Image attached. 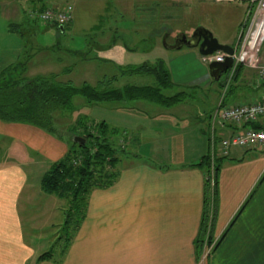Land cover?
Returning <instances> with one entry per match:
<instances>
[{
	"label": "crops",
	"instance_id": "1",
	"mask_svg": "<svg viewBox=\"0 0 264 264\" xmlns=\"http://www.w3.org/2000/svg\"><path fill=\"white\" fill-rule=\"evenodd\" d=\"M14 1L23 3L27 19L33 17L31 13L62 10L70 5L73 7L71 28L77 9H88L93 3L101 4L102 9H108L112 3H118L122 9L160 2L186 4V9L208 2L223 5L215 0ZM227 5L231 9L227 19L233 29L247 26L249 7ZM11 29L8 31L13 36ZM96 29L98 26L89 32ZM86 33L83 30L80 34ZM219 42L234 48L235 39L227 35ZM141 43L145 45L138 51L110 38L99 50L106 62L120 59L123 66L163 60L173 81L166 95L187 92L189 98L169 109L146 100L128 99L88 108L100 109V121L120 130L124 144L138 140V153L131 154L132 160L119 170L113 185L91 192L86 217L62 259L60 253H54L53 258L38 261L49 251L41 253L38 245L43 240L35 239L34 233L29 235L26 226L33 225L35 232L38 221L26 219L24 210L29 203L43 200L47 195L41 189V180L39 184L34 180L42 178L54 163L67 155L69 143L31 125L0 121V264H201L207 260L208 264H264V148H233L227 158L234 163H223L218 175L212 249L216 242L221 240V243L211 255H207L206 248L204 256L209 257L200 263L195 245L205 211V174L201 168L194 167L209 154L207 132L219 105L262 103L264 83L256 71L245 67L232 77L231 73L212 76L209 65L205 66L195 48L174 49L165 40L162 45L157 37L149 34L141 38ZM69 48L70 55L76 54L84 64L89 61L83 59L86 50L80 44ZM39 49L47 54L53 48ZM8 56L14 54L8 43L1 41L0 65ZM259 60L264 65V45ZM9 62L5 60L4 64ZM9 64L6 68L17 63ZM115 72L116 77L107 76L102 81L110 88L155 84L151 79L147 80L149 83L127 85L124 81L127 76H122L116 67ZM195 95L213 97L215 105L207 113L199 104L191 102ZM232 131L227 128L224 134L228 136ZM246 157V161H240ZM34 170L40 172L35 178Z\"/></svg>",
	"mask_w": 264,
	"mask_h": 264
},
{
	"label": "trees",
	"instance_id": "2",
	"mask_svg": "<svg viewBox=\"0 0 264 264\" xmlns=\"http://www.w3.org/2000/svg\"><path fill=\"white\" fill-rule=\"evenodd\" d=\"M54 27L61 32L58 28L60 26ZM63 27L65 33L67 26ZM242 68L239 66L237 73ZM120 72L122 76L151 77L155 84L115 89L101 82L96 86L84 83L77 87L72 83L59 81L57 74L30 77L27 75L26 63L13 64L0 72V121L31 125L69 143L67 155L54 163L41 181V189L45 194L56 196L68 207V216L64 224L65 237L58 239L65 240L60 259L65 257L86 217L91 192L95 188H105L115 183L119 177V164L122 160L120 142L123 135L120 130L110 126L106 121L94 120L83 114H79L75 122L71 123L73 115L86 108L126 99L146 100L169 109L189 98L187 92L166 95L173 87V81L163 60L127 66L123 70L120 69ZM76 98L82 99L83 102L76 104ZM255 128L262 127L256 125ZM65 130L69 139L62 135ZM76 137L80 138L79 142H74L73 139ZM225 159L226 157H221L212 161L208 154L194 166L204 171L205 178L213 174L215 179L213 192L210 191L208 181H205V211L195 245L199 263L209 257L204 256L206 248L209 249L213 244L218 175ZM220 243L221 240L217 242L212 253ZM54 253L56 254L55 251H50L42 255L38 261L53 258Z\"/></svg>",
	"mask_w": 264,
	"mask_h": 264
},
{
	"label": "rangeland",
	"instance_id": "3",
	"mask_svg": "<svg viewBox=\"0 0 264 264\" xmlns=\"http://www.w3.org/2000/svg\"><path fill=\"white\" fill-rule=\"evenodd\" d=\"M22 4L14 0H0V42H7L14 54L13 58L8 56L5 60L17 64L18 62H26L28 76L30 77L52 73L59 74V81L69 82L77 87L84 83L96 86L107 76L114 75L116 77L115 67L122 70L127 67L123 66V63L121 65L122 60L120 61V59L118 61L112 60L110 63L105 61L99 47L110 38L123 47L127 46L139 51L145 45V43H141V38L148 34L151 37H157L162 45L164 44L163 40H165L167 45L174 46L180 34L191 37L198 27H204L211 31L219 41H223L227 35L234 36V48L238 52L239 45L247 31L246 26H240L236 30L233 29L231 21L227 19L231 15L230 5L217 6L212 2H208L206 5H195L188 9H186V4L183 6L169 2L136 8L125 7L123 9L118 3H112L108 9H102L101 4L99 6L93 3L88 9H77V17L74 20L73 27L67 26L65 33L59 32L57 28L50 24L39 21L35 16L32 17L33 19H27ZM95 26H98V29H101L100 32L105 34L102 35L97 31L98 29L89 32ZM12 27L13 36L8 31ZM103 29H106V32H103ZM140 29L144 31H140ZM83 30H85V33L87 32L85 36L80 34ZM109 30L113 33H109ZM8 33L10 36H7ZM101 36H104V38ZM77 44H80L86 50L83 53L85 54L83 59L88 58L89 61L85 64L81 61L82 58H79L76 54L70 55L68 52L70 45L75 46ZM41 47H51L53 49H49L47 54H43L39 49ZM5 60L0 65V70L10 65L9 63L4 64ZM205 66L208 67V65ZM66 70L69 73H64L67 72ZM146 78L150 79L127 76L124 81L127 85H137L140 81L149 83L150 81L147 80L152 79L148 76ZM82 102L83 100L80 98L75 99L76 104ZM191 102L196 105L199 104L207 113L215 105L213 97L206 98L198 95H195ZM79 114L93 116L92 119L94 120H98V118L101 120L100 109L95 108L90 111L86 108L75 113L71 123L75 122ZM62 133L64 137L70 138L66 130ZM137 145L138 140L133 141V144L120 142L122 160L119 164V170L132 160L130 156L138 151ZM226 159V163L232 162L227 157ZM246 159L247 157L240 161H246ZM233 161L237 162V160ZM39 174V170L37 172L34 170L32 173L33 178L39 176ZM42 178L40 177L34 181L39 184ZM65 204L64 201H60L58 198L45 195L43 200L29 203L24 210L26 219H30L31 222L38 221L35 232L31 228L33 225L26 227L30 233L29 235L34 233L35 239L43 240L38 245L41 248V253L55 251L56 254H59L64 247L65 240L58 241V239L62 236L65 237L64 224L68 216V207ZM201 264H208V260L206 262L202 261Z\"/></svg>",
	"mask_w": 264,
	"mask_h": 264
},
{
	"label": "built area",
	"instance_id": "4",
	"mask_svg": "<svg viewBox=\"0 0 264 264\" xmlns=\"http://www.w3.org/2000/svg\"><path fill=\"white\" fill-rule=\"evenodd\" d=\"M218 4L247 5V31L230 58L233 67L230 69L231 77L239 66L254 70L264 83V65L260 63L259 53L264 45V0H215ZM39 21L58 26H69L73 21V7L68 5L62 10L46 9L32 14ZM229 55L219 52L209 56H202V62L210 65L214 62L223 63ZM262 128H255V126ZM227 128H232L230 135L224 134ZM209 142V155L212 161L227 157L231 149L264 148V102L227 107L222 103L214 112L207 132ZM213 192L215 179L205 178ZM212 196V195H211ZM217 243V242H216ZM214 249V247H213ZM212 246L207 255L212 253Z\"/></svg>",
	"mask_w": 264,
	"mask_h": 264
},
{
	"label": "water",
	"instance_id": "5",
	"mask_svg": "<svg viewBox=\"0 0 264 264\" xmlns=\"http://www.w3.org/2000/svg\"><path fill=\"white\" fill-rule=\"evenodd\" d=\"M61 32H64V27H59ZM183 47L198 49L199 54L202 56H209L215 53H225L229 55L223 63H212L209 65V71L212 76L216 72L221 75L226 74L227 71L232 69L233 60L230 58L235 52V49L229 45L221 44L216 39L211 31L204 27H198L191 37H187L185 34H180L177 37V42L174 45V49H181ZM74 142H79L80 138H74Z\"/></svg>",
	"mask_w": 264,
	"mask_h": 264
}]
</instances>
